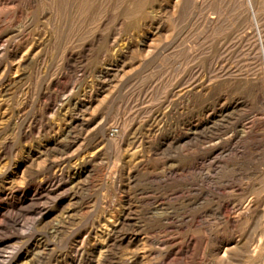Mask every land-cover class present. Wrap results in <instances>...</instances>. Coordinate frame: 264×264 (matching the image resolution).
I'll return each mask as SVG.
<instances>
[{"label":"rangeland","instance_id":"1","mask_svg":"<svg viewBox=\"0 0 264 264\" xmlns=\"http://www.w3.org/2000/svg\"><path fill=\"white\" fill-rule=\"evenodd\" d=\"M246 8L0 0V264H264Z\"/></svg>","mask_w":264,"mask_h":264},{"label":"bare ground","instance_id":"2","mask_svg":"<svg viewBox=\"0 0 264 264\" xmlns=\"http://www.w3.org/2000/svg\"><path fill=\"white\" fill-rule=\"evenodd\" d=\"M75 1V0H74ZM158 1V0H157ZM248 1V3L250 4V11L246 8L244 11H246V12H250L249 14H251V20H252V22H255V24L256 25H258L259 23H260V21L262 20L263 21V12H264V10L262 11L261 9H260V7L258 6L260 3H262V2H264V1H262V2H259V4H258V2H257V0H247ZM54 2V1H53ZM163 2V1H162ZM101 4V3H100ZM188 4V3H187ZM264 4V3H263ZM152 5V4H151ZM165 5V4H164ZM261 5V4H260ZM210 6V5H209ZM208 6V7H209ZM263 6V5H262ZM200 8V7H199ZM224 13V12H223ZM241 13H243V11L241 12ZM210 14V13H209ZM208 14V15H209ZM238 14V13H237ZM246 14V13H245ZM226 15V14H225ZM242 15V14H241ZM56 16V15H55ZM205 17V16H204ZM213 21H214V19H212ZM214 23V22H213ZM214 27V26H213ZM261 28V27H260ZM263 28V27H262ZM211 29H213V28H211ZM245 29V28H244ZM251 33V32H250ZM251 35V34H250ZM250 72V71H249ZM238 74V73H237ZM247 77V76H246ZM235 78V77H234ZM258 82V81H257ZM229 83V82H228ZM231 83V82H230ZM256 92V91H255ZM251 94V93H250ZM257 94V93H256ZM252 97V96H251ZM250 99V98H249ZM261 102V101H260ZM247 106V105H246ZM227 115V114H226ZM226 249V248H225Z\"/></svg>","mask_w":264,"mask_h":264}]
</instances>
